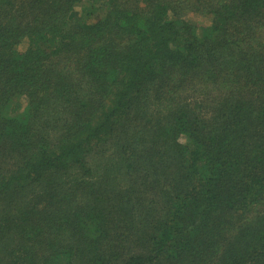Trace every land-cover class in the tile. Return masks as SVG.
Listing matches in <instances>:
<instances>
[{
  "label": "trees",
  "instance_id": "16d2710c",
  "mask_svg": "<svg viewBox=\"0 0 264 264\" xmlns=\"http://www.w3.org/2000/svg\"><path fill=\"white\" fill-rule=\"evenodd\" d=\"M0 264H264V0H0Z\"/></svg>",
  "mask_w": 264,
  "mask_h": 264
},
{
  "label": "rangeland",
  "instance_id": "374dc122",
  "mask_svg": "<svg viewBox=\"0 0 264 264\" xmlns=\"http://www.w3.org/2000/svg\"><path fill=\"white\" fill-rule=\"evenodd\" d=\"M83 6H85L84 2L79 7H77L78 11ZM189 19L191 21L197 23V28H199V29L207 27L210 24V21H209V19H207V17L205 18L202 16H199V17L198 16H191V17H189ZM25 47H26V44L22 43L17 47V50L21 52L23 49H25Z\"/></svg>",
  "mask_w": 264,
  "mask_h": 264
}]
</instances>
